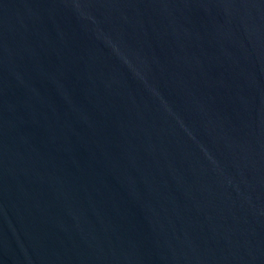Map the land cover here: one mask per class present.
I'll use <instances>...</instances> for the list:
<instances>
[{
	"label": "water",
	"instance_id": "1",
	"mask_svg": "<svg viewBox=\"0 0 264 264\" xmlns=\"http://www.w3.org/2000/svg\"><path fill=\"white\" fill-rule=\"evenodd\" d=\"M0 264H264V0H0Z\"/></svg>",
	"mask_w": 264,
	"mask_h": 264
}]
</instances>
